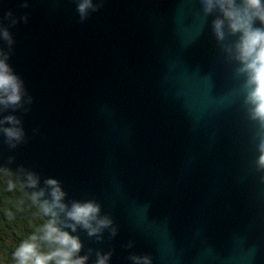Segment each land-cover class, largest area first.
I'll return each instance as SVG.
<instances>
[{
  "label": "water",
  "instance_id": "obj_1",
  "mask_svg": "<svg viewBox=\"0 0 264 264\" xmlns=\"http://www.w3.org/2000/svg\"><path fill=\"white\" fill-rule=\"evenodd\" d=\"M22 3L0 0V17L28 15L9 28L11 48L0 41L26 90L19 109L0 106L26 133L14 149L0 134V169L101 203L118 233H72L88 264L97 251H112L109 264H264L256 125L215 14L200 0H93L81 21L76 0Z\"/></svg>",
  "mask_w": 264,
  "mask_h": 264
},
{
  "label": "clouds",
  "instance_id": "obj_2",
  "mask_svg": "<svg viewBox=\"0 0 264 264\" xmlns=\"http://www.w3.org/2000/svg\"><path fill=\"white\" fill-rule=\"evenodd\" d=\"M76 4L81 21L90 11L98 10L93 0H76ZM200 4L205 17L215 14L211 21L213 35L228 61L235 65V77L242 78L243 107L247 118L256 125L258 157L255 163L257 169L264 170V0H200ZM21 7L27 8L28 0H23ZM5 19H10L11 24L6 26ZM20 20L26 23L28 15L16 19L9 11L0 17V41L6 42L9 48L14 43L9 28ZM9 59L10 52L0 47V106L16 110L22 107L26 90ZM0 134L12 149L25 142L23 123L16 115L0 119ZM10 174L12 179L8 181L7 190L14 191L19 184L42 220L15 248L14 264H88L89 255H80L83 242L79 235L72 233L79 228L98 241L103 239L105 230L109 231V238L117 235L118 227L113 218L102 213V205L97 200L66 202L67 193L60 181L47 178L41 187L40 176L23 166L11 170ZM132 246V242L127 245ZM111 256L112 251H97L95 264H109ZM130 259L133 264H152L147 254L132 255Z\"/></svg>",
  "mask_w": 264,
  "mask_h": 264
},
{
  "label": "trees",
  "instance_id": "obj_3",
  "mask_svg": "<svg viewBox=\"0 0 264 264\" xmlns=\"http://www.w3.org/2000/svg\"><path fill=\"white\" fill-rule=\"evenodd\" d=\"M10 179V173L0 170V264H14L15 248L42 222L19 184L7 190Z\"/></svg>",
  "mask_w": 264,
  "mask_h": 264
},
{
  "label": "bare ground",
  "instance_id": "obj_4",
  "mask_svg": "<svg viewBox=\"0 0 264 264\" xmlns=\"http://www.w3.org/2000/svg\"><path fill=\"white\" fill-rule=\"evenodd\" d=\"M0 170H4V169H0Z\"/></svg>",
  "mask_w": 264,
  "mask_h": 264
}]
</instances>
